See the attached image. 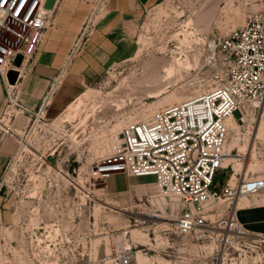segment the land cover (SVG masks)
<instances>
[{
	"label": "rangeland",
	"instance_id": "1",
	"mask_svg": "<svg viewBox=\"0 0 264 264\" xmlns=\"http://www.w3.org/2000/svg\"><path fill=\"white\" fill-rule=\"evenodd\" d=\"M261 11L264 3L247 0H161L135 29L127 57L110 64L56 117H48V107L33 116L15 138L0 180V264H32V254L42 248L63 251L59 260L65 264H116L123 249L139 264H202L209 258L212 242L180 235L170 225L180 209L172 211L175 200L164 197L155 179H141L122 194L99 190V183L90 208L80 207V191L90 183L89 168L113 153L126 126L206 93L213 82L203 47ZM157 91L162 97L156 98ZM15 114L8 108L0 116V145ZM229 124L227 150L234 148V157L214 185L221 188L232 174L235 182L247 161L252 167L246 179H264V107ZM251 140L255 160L244 154ZM115 178L107 182L109 190L119 185Z\"/></svg>",
	"mask_w": 264,
	"mask_h": 264
},
{
	"label": "built area",
	"instance_id": "2",
	"mask_svg": "<svg viewBox=\"0 0 264 264\" xmlns=\"http://www.w3.org/2000/svg\"><path fill=\"white\" fill-rule=\"evenodd\" d=\"M106 1L98 0L97 5ZM44 2L0 0V77L8 97L24 77L25 65L50 26V12L43 8ZM203 53L212 87L166 107L151 121L126 126L113 153L89 168L90 183L80 191V207L90 208L96 185H105L115 174L152 177L164 197L175 200L174 212L180 209L176 231L215 245L209 258H202V264H264V235L248 232L238 222L235 206L240 198L264 190V179L247 180L246 175H239L232 184V174L221 188L214 185L216 174L229 168L224 165L230 134L227 119L239 123L264 107V11L251 12L240 29L213 39L203 47ZM18 56L23 58L20 67L15 65ZM12 71L17 73L14 85L7 79ZM53 93L54 86L33 116L45 114ZM234 113L239 114L238 119ZM4 132L8 134L10 129L6 127ZM62 256L63 251L42 248L32 254L36 259L31 262L65 264L59 260ZM115 262L138 264L126 249L118 252Z\"/></svg>",
	"mask_w": 264,
	"mask_h": 264
},
{
	"label": "crops",
	"instance_id": "3",
	"mask_svg": "<svg viewBox=\"0 0 264 264\" xmlns=\"http://www.w3.org/2000/svg\"><path fill=\"white\" fill-rule=\"evenodd\" d=\"M159 2L161 0H107L99 6L94 0L57 1L49 14L50 26L39 48L25 65L27 73L17 81L10 97L0 77V116L8 108L16 113L10 121V132L1 138L0 180L6 163L15 153V138L20 139L26 131L51 87L54 86V93L47 115L54 118L84 87L97 82L110 64L129 55L135 29L146 12ZM0 128H3L1 122ZM113 177H117L115 181L119 185L109 190L107 182ZM149 178L152 177L130 178L115 174L105 182L103 191L122 194L138 187L139 180ZM235 206L238 222L248 232L264 235V190L240 198Z\"/></svg>",
	"mask_w": 264,
	"mask_h": 264
},
{
	"label": "bare ground",
	"instance_id": "4",
	"mask_svg": "<svg viewBox=\"0 0 264 264\" xmlns=\"http://www.w3.org/2000/svg\"><path fill=\"white\" fill-rule=\"evenodd\" d=\"M167 72H168V74H171V70H167ZM160 90V89H159ZM163 93V92H162ZM156 94H157V96H156V98H159V97H162V94H161V91L159 92V91H157L156 92ZM247 118H243L242 119V121L244 120H246ZM233 122L234 123H237V122H235L232 118H228L227 119V125H228V127H229V130H230V134H231V126H230V124L229 123H231V124H233ZM239 123H241V121L239 122ZM240 125V124H239ZM229 134V135H230ZM227 144H228V142H227ZM254 143H253V140H251V141H249V145H248V149H244V154L245 155H250V157L248 158V160H255V157H254V152H253V149L251 150V147H252V145H253ZM227 147H228V145L226 146V153H227V157L225 158V163H224V165H231V164H227L226 163V161L227 160H233V159H231V158H233L234 156L232 155V152H230V151H232L234 148H228V150H227ZM234 151V150H233ZM245 151H247V152H245ZM247 161V160H246ZM251 162V161H250ZM248 165V166H247ZM252 167V163H249L248 161L247 162H245V163H243L242 164V166H240V168H239V175H246L247 174V169H250ZM232 171H233V173H234V170H233V167H232ZM233 177H234V174H233V176H232V180H233ZM236 179V178H235ZM231 183L233 184L234 182L233 181H231ZM175 208H176V204H173V207H172V211L173 210H175ZM177 218H178V214L177 215H175V218H169V220L170 221H172V223L173 224H170V225H175V223L177 222L176 220H177ZM159 220H167V219H162L161 217H159ZM163 224H167V223H163ZM136 260V259H135ZM136 262L139 264V262L136 260Z\"/></svg>",
	"mask_w": 264,
	"mask_h": 264
},
{
	"label": "water",
	"instance_id": "5",
	"mask_svg": "<svg viewBox=\"0 0 264 264\" xmlns=\"http://www.w3.org/2000/svg\"><path fill=\"white\" fill-rule=\"evenodd\" d=\"M58 0H45L44 2V6L43 8L46 10V11H53L56 3H57ZM22 56H18L15 60V65L16 67H20L21 66V63H22ZM7 79H8V83L11 84V85H14L15 82H16V79H17V73L16 72H9L8 75H7Z\"/></svg>",
	"mask_w": 264,
	"mask_h": 264
}]
</instances>
